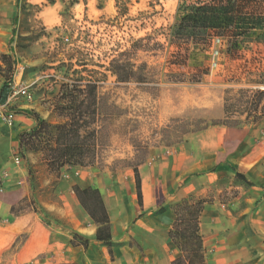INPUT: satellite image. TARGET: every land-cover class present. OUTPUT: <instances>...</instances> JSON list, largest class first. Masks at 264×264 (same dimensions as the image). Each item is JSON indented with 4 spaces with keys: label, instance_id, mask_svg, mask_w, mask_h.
<instances>
[{
    "label": "rangeland",
    "instance_id": "374dc122",
    "mask_svg": "<svg viewBox=\"0 0 264 264\" xmlns=\"http://www.w3.org/2000/svg\"><path fill=\"white\" fill-rule=\"evenodd\" d=\"M73 1L56 0L61 22L55 26L38 20L39 6L19 0L14 36L6 43L10 55L2 67L3 86L16 73L18 85L29 87L34 97L31 102L18 99L11 111L17 116L23 110L21 106L40 103L46 113V117H40L58 125L66 121L60 109L63 85L71 80L98 84L93 126L97 131V156L92 166L82 168L96 169L110 193L120 197L122 223L127 228L121 236L128 243H133L129 229L140 219L139 214L134 217L133 206L128 203L135 170L144 172L158 166L171 151L169 147L189 139L194 152L201 150L204 158L201 144H214L215 134H219L223 150L214 171L228 169L229 163L239 160L248 172L260 174L264 169V98L260 101L258 93L264 92V42L253 41L236 55H230L226 41L218 42L216 37L205 50L193 44L172 45L169 29L178 21L180 6L211 0H80L74 5ZM7 3L8 9L10 3L0 0V30L6 25L3 4ZM129 50H133L130 59L135 70L146 78L144 83H120L110 71L111 62ZM14 127L0 118V132L5 136L11 137ZM206 130L213 133L196 137ZM0 149L4 152V145L0 144ZM26 163L30 171L28 191L18 199V212L32 207L41 211L43 203L57 201L54 191L58 187L67 181L79 186L85 173L65 167L60 173L53 172L40 151H27ZM224 181L235 188L232 178ZM239 192L233 189L223 193V203ZM214 194L212 190L205 196L189 197L204 199L206 207L215 201ZM243 198L241 204H246L248 196ZM257 205L243 213L239 207L216 210L229 224L226 238L229 234L231 240L240 241L241 224L251 235ZM137 207H141L139 198ZM126 208L131 213L125 212ZM157 215L159 209L154 212ZM45 221L51 222L47 217ZM205 227H209L206 222ZM174 251L180 254L177 248ZM11 252L0 256V264L7 263ZM215 259L213 252L209 264H220Z\"/></svg>",
    "mask_w": 264,
    "mask_h": 264
},
{
    "label": "crops",
    "instance_id": "0c3cea01",
    "mask_svg": "<svg viewBox=\"0 0 264 264\" xmlns=\"http://www.w3.org/2000/svg\"><path fill=\"white\" fill-rule=\"evenodd\" d=\"M7 1L10 3L8 9L5 6L8 3L3 4L6 9V25L4 30H0L2 67V56L10 55L6 43L14 36L16 25L13 21L16 17L18 19L19 7L18 0ZM23 1L41 8L38 20L42 21L43 25L56 26L61 22L56 5H47L46 0ZM21 3L23 2L20 1ZM3 83L4 78L0 74V93ZM25 106L46 117L44 107L40 103ZM25 106L20 109L27 110ZM35 126L36 121L33 118L20 113L15 118L11 137L0 132V144L5 148L4 152L0 149V177L6 191H16L20 195L28 191L26 161L23 159L25 165L16 167L13 156L17 153L14 151L19 150V133ZM201 133V136L196 137L201 138L213 132L206 130ZM215 138L214 144L210 141L201 144L205 150L204 158L201 156V150L198 149L195 153L190 140L186 139L181 144L169 147L171 151L167 152L168 155L163 157L158 166L144 172L139 170L143 196L141 207H137L136 181L132 184L134 186L131 185L132 182L129 186L132 195H129L128 203L133 206L134 217L136 214L140 216L135 225L130 229L128 227V237H131L132 245L126 237L121 236L126 227L122 223V211L118 205L120 197L110 193L105 178L96 173V169L66 166L64 169L85 172L81 178L82 184L77 187L81 190L93 189L100 196L108 216L107 227L113 246L108 247L96 241L99 226L79 201L74 191L76 185H70L67 181L54 191L57 201L43 203L41 211L32 207L15 213L13 208L17 207L18 203L0 201V256L12 250L6 264H172L178 256L174 251L176 247L169 238V231L175 221L174 207L190 195L205 196L213 190L215 201L206 205L201 217L208 264L209 256L213 252L218 258L215 260L220 264H264V169L260 167V174L255 175L251 170L248 172L246 164L239 160L229 163L238 173L256 183L248 189L244 182L236 179V173L229 169L218 168L214 171L219 153L223 150L219 144L221 136L215 134ZM192 150L194 153H191ZM188 177L190 179L184 182ZM229 177L236 182L235 188L223 183L224 179ZM233 189H238L239 195L234 196L228 203H223V193ZM243 196H248L246 204H241V200L245 199ZM247 201L250 204H247ZM257 203L251 235L247 228H242L244 224H241L240 241L237 238L231 240L232 236L229 234L226 238L224 232L229 224L223 216L215 213L216 210L220 207H239L243 213L251 211ZM160 207H163L164 211L155 217L154 212ZM124 211L131 213L129 208ZM45 217L51 222H46ZM205 222L209 225L208 228L205 227ZM74 233L90 240L88 248L80 245L79 240L75 241L76 245L72 244ZM123 243L126 245L120 246Z\"/></svg>",
    "mask_w": 264,
    "mask_h": 264
},
{
    "label": "trees",
    "instance_id": "16d2710c",
    "mask_svg": "<svg viewBox=\"0 0 264 264\" xmlns=\"http://www.w3.org/2000/svg\"><path fill=\"white\" fill-rule=\"evenodd\" d=\"M46 1L51 5L56 3V0ZM72 3L74 5L78 0ZM179 12L178 21L169 29L172 45L183 47L193 44L196 48L201 47L205 50L216 37L226 41L230 55H236L253 41L264 42V0H211L182 5ZM17 21V17L14 18L13 24L17 25ZM132 51L121 53L111 62L110 71L120 83L133 81L144 83L146 80L135 70L131 62ZM2 59L5 63L8 57L2 56ZM3 71L4 68L0 66V74ZM12 78L11 75L1 89L0 104L9 96L8 82ZM97 85L92 81H86L84 84L83 80H71L70 84L63 85L60 100L62 102L60 109L64 111L66 119L63 124L52 125L35 112L27 110L21 112L36 121L33 129L19 134V153L24 161L27 151H40L44 154L49 168L56 173H60L66 166L90 167L95 163L97 131L93 126L97 116ZM263 98L264 92H259L258 99L262 101ZM228 169L236 173V179L246 185H255L243 174L238 173L236 168L228 166ZM28 173L30 174V171ZM135 174L139 203L142 206L141 178L138 170H135ZM189 179L186 178L184 182ZM74 191L99 226L96 241L112 247L107 227L108 216L98 193L90 188L81 190L77 186ZM190 197L183 199L174 207L175 221L169 231V238L180 254L172 264H208V253L201 228V217L206 201ZM18 199L20 193L6 191L0 177V201L15 204L18 203ZM13 209L14 212L17 211L16 207ZM163 211L164 208L160 207L159 214ZM73 236V245L79 240L80 245L88 248L89 239L76 233Z\"/></svg>",
    "mask_w": 264,
    "mask_h": 264
},
{
    "label": "built area",
    "instance_id": "2783aa9c",
    "mask_svg": "<svg viewBox=\"0 0 264 264\" xmlns=\"http://www.w3.org/2000/svg\"><path fill=\"white\" fill-rule=\"evenodd\" d=\"M220 41L221 40L218 39V42ZM16 78L17 74L15 73L12 80L8 82V87L10 90L9 96L4 103L0 104V118L8 127H13L15 125L16 114L10 109L13 103L20 98L26 100L27 102H31L33 101L34 97L29 87L18 85ZM13 163L16 167L23 166V157L19 152L14 154Z\"/></svg>",
    "mask_w": 264,
    "mask_h": 264
}]
</instances>
